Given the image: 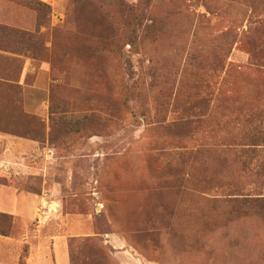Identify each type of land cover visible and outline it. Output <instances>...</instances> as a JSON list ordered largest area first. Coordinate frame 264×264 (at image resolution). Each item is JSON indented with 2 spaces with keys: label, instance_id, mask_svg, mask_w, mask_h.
Instances as JSON below:
<instances>
[{
  "label": "rangeland",
  "instance_id": "1",
  "mask_svg": "<svg viewBox=\"0 0 264 264\" xmlns=\"http://www.w3.org/2000/svg\"><path fill=\"white\" fill-rule=\"evenodd\" d=\"M34 1L0 0V264H264L228 198L264 195V0Z\"/></svg>",
  "mask_w": 264,
  "mask_h": 264
},
{
  "label": "trees",
  "instance_id": "2",
  "mask_svg": "<svg viewBox=\"0 0 264 264\" xmlns=\"http://www.w3.org/2000/svg\"><path fill=\"white\" fill-rule=\"evenodd\" d=\"M10 2L17 3L18 5L26 8L27 10L33 11L36 14L38 13H43L47 12L49 10L48 7L34 1V0H9ZM19 19L12 15L11 16H6V14H2L0 16V23H4V26L0 25V29L5 28V30L8 31V33H20L17 35V39L20 40L21 45H26L29 42V37L25 35L26 30H20L21 26L19 23H17ZM16 23V24H14ZM3 27V28H2ZM251 119V118H250ZM252 119L257 123V126L261 127L264 129V113L259 112ZM260 129L257 128V130L252 131V139H255L257 135H260L261 132L264 131H259ZM256 147H259L256 145ZM250 150V149H249ZM251 153V152H250ZM252 154V153H251ZM258 155V153H256ZM258 164V169L264 171V158H260L259 161L257 162ZM228 198H233L235 201L234 203L239 204V205H244V206H249V205H257L261 208H264V195L259 194L255 196L247 195V194H241V195H229ZM240 201V202H238ZM1 220H8L6 217L0 215V221ZM0 236H4L3 232L0 231Z\"/></svg>",
  "mask_w": 264,
  "mask_h": 264
},
{
  "label": "crops",
  "instance_id": "3",
  "mask_svg": "<svg viewBox=\"0 0 264 264\" xmlns=\"http://www.w3.org/2000/svg\"><path fill=\"white\" fill-rule=\"evenodd\" d=\"M9 142L14 143L13 140H10ZM15 210H19L17 206H15ZM37 264H69V263H68L67 255H66V257L63 255H61V256L51 255V257L48 261L39 262Z\"/></svg>",
  "mask_w": 264,
  "mask_h": 264
}]
</instances>
